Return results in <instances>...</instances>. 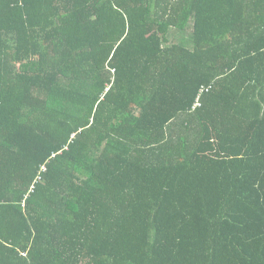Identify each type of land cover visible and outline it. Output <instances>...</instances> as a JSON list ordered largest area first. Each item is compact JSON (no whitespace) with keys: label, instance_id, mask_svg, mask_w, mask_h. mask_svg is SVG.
<instances>
[{"label":"trees","instance_id":"1","mask_svg":"<svg viewBox=\"0 0 264 264\" xmlns=\"http://www.w3.org/2000/svg\"><path fill=\"white\" fill-rule=\"evenodd\" d=\"M0 264H264V0H0Z\"/></svg>","mask_w":264,"mask_h":264}]
</instances>
